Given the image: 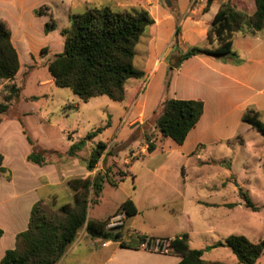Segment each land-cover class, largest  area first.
Here are the masks:
<instances>
[{
  "label": "rangeland",
  "instance_id": "obj_1",
  "mask_svg": "<svg viewBox=\"0 0 264 264\" xmlns=\"http://www.w3.org/2000/svg\"><path fill=\"white\" fill-rule=\"evenodd\" d=\"M149 1L0 0V20H5L15 39L20 40L19 47L26 52L21 60L28 64L14 85L20 92L19 99L15 92L12 101L8 102L9 111L1 116L0 150L9 158L15 171L17 191L29 183L33 187L38 182L35 171L28 169L33 163L27 165L23 160L25 153L29 150L32 153L35 148L44 150L47 155L44 166L50 165L47 169L57 171L62 184L54 195L43 196V200L55 198L59 206L74 202V192L67 189L66 181L94 180L98 175L110 180L112 183H104L98 199L93 191L90 192L89 220L105 221L127 199H143L154 181H157L158 191L165 193L184 185L188 189L187 211L195 224L190 248L202 250L203 260L207 263L238 264L237 257L229 248L213 247L217 241H224L230 235L244 236L254 243L264 238V138L259 133L249 128L240 139L202 148L198 154L184 158L178 166L175 161L177 154L171 148L176 144L170 139L164 142L156 127L161 105L149 117L127 116L137 106L144 85L126 104L113 102L108 97H98L85 103L70 89L58 88L49 82L52 78L48 63L64 49L65 39L60 31L70 27V14H83L95 7H109L117 12L144 8V3ZM233 2L248 14L255 11V0ZM39 11L49 14L40 15ZM50 21L56 23L57 30L46 34L45 24ZM189 31L187 27L185 38L179 35L175 40V54L171 57L173 61L168 60L169 66H175L179 54L193 47L195 36ZM143 42L144 38L137 46L135 58V66L140 70L144 67ZM198 43L196 47H204ZM151 84L155 83L152 81ZM11 86L8 85L0 94V103H6L5 97L10 95ZM23 127L34 145L23 134ZM100 128L104 129L103 132L87 140L81 151L74 156L68 154L72 145ZM241 138L244 142H240ZM99 143L107 144V150L97 167L89 171L91 154ZM151 144L156 150L148 153ZM123 173H130V176L121 178ZM11 193L7 192V199ZM197 199L207 204H233L234 209H213V219L209 217V222L214 229L209 232L202 227V218L207 211L198 206ZM246 199L258 209L247 207ZM153 213L161 220L173 214L172 208H159ZM125 220L124 215L113 217L107 229L118 228L124 236ZM82 232L90 237L86 228L79 235ZM257 264H264V255Z\"/></svg>",
  "mask_w": 264,
  "mask_h": 264
},
{
  "label": "trees",
  "instance_id": "obj_2",
  "mask_svg": "<svg viewBox=\"0 0 264 264\" xmlns=\"http://www.w3.org/2000/svg\"><path fill=\"white\" fill-rule=\"evenodd\" d=\"M214 0H207L204 11H208ZM165 6L176 17L178 7L167 0ZM38 14H49L39 11ZM155 24L151 14L144 8H132L124 11H113L109 7L91 8L83 14L70 15V27L61 31L65 39L62 52L55 54L48 63V72L58 88H67L83 102L88 103L98 97H108L111 101L126 104L131 100L129 81L145 79V72L135 66L137 46L148 29ZM57 30L54 21L45 24V33ZM264 32V0H255V11L248 14L238 9L233 0H224L214 17L207 34V47H192L178 58L175 66H170L165 82L169 89L173 71L187 59L194 56H205L220 61H231L241 64L242 60L233 48V39L237 34L256 36ZM180 27H177L175 39L178 40ZM19 54L13 45L12 35L7 25L0 21V82H11L20 71ZM8 87V86H7ZM11 93L5 97V104H0L1 116L6 114L14 93L19 99L20 92L11 86ZM162 111L156 127L163 139H170L183 145L189 132L195 128L204 111L201 101L166 100L161 104ZM243 123L255 130L264 138V121L261 114L249 108L245 112ZM24 128V127H23ZM100 128L90 133L85 140L71 146L69 155L81 151L87 140L103 132ZM24 133L27 135L24 128ZM29 143L34 145L27 135ZM107 150V144L99 143L91 154L88 163L89 171L94 170ZM156 147L151 144L148 153ZM46 154L40 148L33 149L29 162L44 166ZM7 173L0 155V177ZM123 173L121 178L127 176ZM110 180L98 175L94 180L72 179L68 182L74 192L73 204L57 205L55 198L51 201L41 200L32 210L27 231L17 236L16 247L6 252L0 264H57L67 249L77 239L83 228L93 239L120 242L122 232L116 228L108 230L109 221L116 216L132 218L138 210L131 199L124 201L116 213L105 221L89 220V194L94 192L100 197L105 182ZM246 206L258 208L246 199ZM0 231V238L2 236ZM145 237L138 238V246ZM168 242V252L181 258L178 264H214L203 260V251L191 249L187 235L176 237ZM124 245V244H123ZM229 248L237 257L238 264H256L264 254V239L257 243L244 236L231 235L213 248ZM166 254V253H165ZM219 264V263H215Z\"/></svg>",
  "mask_w": 264,
  "mask_h": 264
},
{
  "label": "crops",
  "instance_id": "obj_3",
  "mask_svg": "<svg viewBox=\"0 0 264 264\" xmlns=\"http://www.w3.org/2000/svg\"><path fill=\"white\" fill-rule=\"evenodd\" d=\"M168 1L174 2L178 7V17L165 6L167 0H150L143 5L155 20V24L143 37L142 70L146 74L145 79L129 81L131 98L141 85H144L143 92L137 106L131 109L127 116L149 117L159 105L171 99L203 102V115L195 128L189 132L184 144L178 145L174 142L176 145L171 146L177 154L175 161L179 166L184 158L198 154L202 148L229 144L240 139L250 128L242 121L247 109L252 108L259 112L264 121V34L256 36L237 34L234 37L233 48L242 60L241 64L205 56H194L185 60L173 71L169 89L162 94L170 69L168 60L173 61L171 57L175 54L177 27H180L181 38H185L189 27V32L195 36L193 47H196V42L203 44L202 48L207 47L208 31L224 0L219 1L218 7H216L218 0H214L208 11H204L207 0ZM0 21L10 30L5 20ZM10 32L21 67L13 81L0 82V94L8 85L14 86L18 83L28 65L27 61L21 60V56L23 57L26 52L19 47L20 40L15 39L11 30ZM152 81L154 85L151 84ZM49 82L54 84L53 79ZM240 142H244L243 138ZM0 155L3 157V167L7 170V173L0 177V231L3 233L0 238L1 262L7 251L15 249L17 236L27 231L33 207L43 200V196L54 195L62 181L57 171L47 169L50 165L38 166L29 162L28 157L31 155L29 150L23 160L27 165L30 163L33 165L28 166V169L35 171L38 182L34 183L33 187L29 183L17 191L16 175L11 162L1 150ZM169 160H172V157ZM129 176L130 173L125 178ZM156 183L157 181L152 183L143 199L137 197L132 200L138 213L132 218H126L123 241L102 242L82 232L57 264H178L181 258L177 255L137 248L139 237L172 240L187 235L190 242L195 233V224L187 211L188 189L180 185L171 188L170 193H165L158 191ZM66 186L72 191L68 181ZM7 192H12L8 199ZM196 202L200 208L207 211L206 216L202 218V227L209 232L214 229L209 222L213 209H234L233 204H207L198 199ZM159 208H172L173 214L161 220L153 213ZM220 222L223 223L222 220ZM218 242L220 241L216 243Z\"/></svg>",
  "mask_w": 264,
  "mask_h": 264
},
{
  "label": "built area",
  "instance_id": "obj_4",
  "mask_svg": "<svg viewBox=\"0 0 264 264\" xmlns=\"http://www.w3.org/2000/svg\"><path fill=\"white\" fill-rule=\"evenodd\" d=\"M139 249H144L150 252L165 254L168 252V242L166 240H159L154 238H145L139 244Z\"/></svg>",
  "mask_w": 264,
  "mask_h": 264
}]
</instances>
